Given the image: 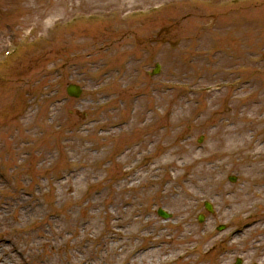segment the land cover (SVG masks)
Here are the masks:
<instances>
[{
	"label": "rangeland",
	"instance_id": "obj_1",
	"mask_svg": "<svg viewBox=\"0 0 264 264\" xmlns=\"http://www.w3.org/2000/svg\"><path fill=\"white\" fill-rule=\"evenodd\" d=\"M156 64L161 71L151 76ZM70 84L83 88L79 100L68 97ZM134 115L138 126H150L129 132ZM28 130L40 138L23 164L14 163ZM168 141L179 164L196 158L191 173L172 167L147 173L148 163L166 158ZM86 147L91 157L102 147L109 153L100 182L83 193L82 206L89 193L101 197L92 211L100 237L115 220L128 219L121 230L129 234L139 221H152L166 233L158 243L163 254L195 247L188 258L164 264L264 263V180L262 187L254 183L264 171L249 159L264 155V0H0V211L17 220L21 200L30 210L39 200L46 211L31 226L0 223V264H41L49 255L48 245L34 252L29 245L41 243L53 214L67 209L53 212L59 189L52 180L74 166L65 153L77 158ZM130 148H140L135 159L147 156L135 171L148 177L135 192L128 179L125 193L119 186L135 171L124 173L128 166L116 161ZM48 150L59 157L40 169L38 154ZM134 196L137 216L128 211ZM159 209L172 218H160ZM132 239L139 243V235ZM98 247L92 255L80 252L74 264H131Z\"/></svg>",
	"mask_w": 264,
	"mask_h": 264
},
{
	"label": "bare ground",
	"instance_id": "obj_2",
	"mask_svg": "<svg viewBox=\"0 0 264 264\" xmlns=\"http://www.w3.org/2000/svg\"><path fill=\"white\" fill-rule=\"evenodd\" d=\"M34 118L33 117L29 122L34 125ZM135 118H138V115H134V118L131 122V128L128 129L129 132L133 129H137L139 131H144L145 128L150 126V123H148L146 126L144 125V128L141 126H138L139 121H136ZM28 122V124H29ZM88 124V122H87ZM95 128V127H94ZM110 128H113V126H109L106 128L105 131H108L109 136L111 135ZM127 131V130H126ZM29 135H28V141L27 142H19L21 146H18L14 148L15 154L13 155L12 161L16 163L17 161H21V164L24 163V152L27 150V148L33 144L32 146H35V142L40 138H37L38 132L39 131H34L33 133L28 130ZM123 132V131H121ZM128 132V133H129ZM115 133V132H113ZM168 141V144L165 145L167 149H169V146H172L171 142ZM105 148V149H104ZM140 148L132 149L130 148L129 150L124 151L120 155H118V160L116 161L119 166L124 169L130 165H132L131 169H126L124 173H132L134 171L133 168H138L140 162L146 160L147 156L145 155H139L138 158L135 159V152L134 150L139 151ZM173 150V149H172ZM92 151V147L84 148L81 150L79 153L80 157L73 158L72 157L65 155L66 158L72 160L73 162V167L69 172L65 174H61L57 176L56 178H53L52 182H55V185L58 191V204L57 208H53V212L57 210H63V208L67 209L65 210L64 213H61L64 216L59 215L57 213L53 214L52 218L53 220L50 221V234L48 236H44L40 239L41 243L33 241L32 244L29 245L30 249L32 252L35 251L36 248H39V246L43 247L45 245L49 246L50 253L49 255L41 262V264H74L76 263L77 260V255L80 252H87L92 255L93 252H96V246L102 247L104 249H107L109 251H112L111 254L114 251L119 252L123 259V261L128 262L130 261L131 264H146L147 262L150 261L149 264H164L165 261L171 260V263L176 262L178 258L184 255L191 256L193 254V250L195 249L194 246H190V248L187 250H183L180 252H177L176 249L173 248V251L170 250L167 255L163 254L160 246L158 245L159 242L166 236L165 232H162V227L160 223L152 222V221H142L143 223H140L141 226H139L138 232L136 231L135 228L131 229L129 233H125L121 229H123L122 225H125L128 221H120V220H115L114 222H109L107 225V232L105 233V236L100 237L99 235L102 234L100 232H96V230L99 228V223L96 220V216L92 213L94 209L97 208V205L95 203H98L99 200H101L100 196H96L97 194H87L86 200L88 203H86L85 206H82L83 204V195L84 189L89 190L90 186L96 185L97 183L100 182L101 173H105L107 170L106 167L99 166L102 164L105 159L109 156V153L107 152L106 147H102L99 149L101 155L97 153V155L90 156V153ZM174 151V150H173ZM176 152V151H174ZM137 153V152H136ZM135 154V155H134ZM134 155V156H133ZM262 154H257L252 158H249L256 164V167L254 168L255 171L257 172H262L264 171V165H257L259 164L260 160L263 161L264 155L261 156ZM249 156V155H248ZM55 156L53 150H48V152H44L42 154H38V160H37V167L40 169L47 168L48 166H52L53 162L55 161ZM85 159V164L84 167L80 168L79 161ZM196 162V158L193 159V161H187L185 164H179L177 159H173V153L171 152V149H169V153L167 154L166 158L163 160H160V157H157V159L154 162H151L150 164L148 163L145 168L147 173L152 174L153 177L157 173L158 175H161V170L160 169H165V168H170L172 167L175 171H180L182 168L184 169H189L190 168V173L191 170L193 169V166ZM16 165V164H15ZM79 167V168H78ZM127 167V168H128ZM144 168V169H145ZM88 170V171H87ZM84 171V172H83ZM20 173L19 171L17 174ZM145 173L142 176L141 172H134L131 175H128L126 180L122 182V184L119 186V191L120 192H127L126 191V183H129L128 179H131L130 181V190L131 192H135L134 190L140 189V186H136L140 184L142 180H146V177H148ZM177 174V179L179 178L180 173ZM176 174L175 177H176ZM261 175V174H260ZM142 176V180H141ZM174 177L173 180H176ZM254 183L257 186L262 187V184H259L260 182H263L264 179H259L260 177L257 178L255 176ZM51 183V181H50ZM49 184V183H48ZM259 184V185H258ZM39 191H38V196H42V188H44V185H38ZM172 186H168L166 191L163 192V194L168 195L170 188ZM188 188L185 189V193ZM146 192V191H145ZM148 193V192H146ZM98 194H101L99 192ZM150 195V194H149ZM33 199L36 198V194L32 195ZM264 198V194H263ZM134 199L131 202V205L129 206L130 209L128 210L129 213H131L134 216H137L135 214L136 209L134 206H137V198L134 196ZM93 201V202H92ZM21 205H24L23 209L24 212H19L17 213L18 218L14 221L20 222L21 220L25 224V226H31V224L35 223L38 220V217H40L42 212H46L45 209H43L42 202L39 200H36V204L32 207V209H29L28 206V201L21 200L20 203L16 206V210L18 208H21ZM42 211V212H41ZM81 211L82 213H85L83 217H78L77 212ZM126 210L124 212V217L127 216ZM35 215V217H34ZM38 215V217H36ZM115 216L114 214L111 215L112 217ZM133 216V217H134ZM11 215L9 214L8 216L5 215L2 211H0V223H4L7 221H11ZM136 219L133 218V223H136ZM111 223V224H110ZM81 229V232L78 230ZM260 227H255L254 230L257 231L259 230ZM114 233H111V232ZM142 231V232H140ZM69 233L72 235L71 238L66 236V233ZM147 232V233H145ZM188 232L187 228L185 229L184 235H181L180 237L183 238L185 236V233ZM92 234V235H91ZM132 235L138 236L139 235V243L135 242L133 243ZM120 238H123L122 242H118V244H114L110 247L109 242L111 241H116ZM186 237H184L185 239ZM176 237L172 235L169 239L170 242H172ZM147 242V243H146ZM64 251L61 253L63 247ZM98 247V249H99ZM16 250V248H14ZM97 249V250H98ZM53 250V251H52ZM56 251V253H55ZM99 251V250H98ZM176 251V252H175ZM83 252V253H84ZM23 251L20 252L22 254ZM85 254V253H84ZM138 255V260L134 261V257ZM152 258L158 259L159 261L151 260Z\"/></svg>",
	"mask_w": 264,
	"mask_h": 264
},
{
	"label": "water",
	"instance_id": "obj_3",
	"mask_svg": "<svg viewBox=\"0 0 264 264\" xmlns=\"http://www.w3.org/2000/svg\"><path fill=\"white\" fill-rule=\"evenodd\" d=\"M68 93L71 95V96H74V97H80V95L82 94V91L80 88L76 87V86H70L69 89H68ZM163 216L167 217L165 214H162Z\"/></svg>",
	"mask_w": 264,
	"mask_h": 264
}]
</instances>
